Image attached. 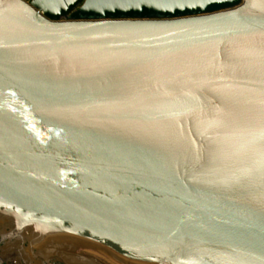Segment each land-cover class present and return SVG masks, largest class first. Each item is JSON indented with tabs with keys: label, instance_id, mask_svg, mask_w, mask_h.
Here are the masks:
<instances>
[{
	"label": "water",
	"instance_id": "water-1",
	"mask_svg": "<svg viewBox=\"0 0 264 264\" xmlns=\"http://www.w3.org/2000/svg\"><path fill=\"white\" fill-rule=\"evenodd\" d=\"M0 261L264 264V0H0Z\"/></svg>",
	"mask_w": 264,
	"mask_h": 264
},
{
	"label": "bare ground",
	"instance_id": "bare-ground-1",
	"mask_svg": "<svg viewBox=\"0 0 264 264\" xmlns=\"http://www.w3.org/2000/svg\"><path fill=\"white\" fill-rule=\"evenodd\" d=\"M69 253L68 252H62V253H59L58 256H68Z\"/></svg>",
	"mask_w": 264,
	"mask_h": 264
},
{
	"label": "built area",
	"instance_id": "built-area-1",
	"mask_svg": "<svg viewBox=\"0 0 264 264\" xmlns=\"http://www.w3.org/2000/svg\"><path fill=\"white\" fill-rule=\"evenodd\" d=\"M0 264H2L1 261H0Z\"/></svg>",
	"mask_w": 264,
	"mask_h": 264
}]
</instances>
